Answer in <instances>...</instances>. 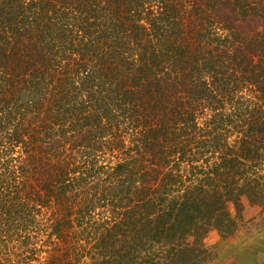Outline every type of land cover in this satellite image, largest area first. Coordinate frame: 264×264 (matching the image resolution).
<instances>
[{
  "label": "trees",
  "instance_id": "trees-1",
  "mask_svg": "<svg viewBox=\"0 0 264 264\" xmlns=\"http://www.w3.org/2000/svg\"><path fill=\"white\" fill-rule=\"evenodd\" d=\"M244 198L264 0H0V264H209Z\"/></svg>",
  "mask_w": 264,
  "mask_h": 264
},
{
  "label": "rangeland",
  "instance_id": "rangeland-1",
  "mask_svg": "<svg viewBox=\"0 0 264 264\" xmlns=\"http://www.w3.org/2000/svg\"><path fill=\"white\" fill-rule=\"evenodd\" d=\"M243 202L244 211L233 236L222 238L214 230L206 237V244L217 252L209 264H264V216L261 207L250 204L247 198ZM231 209L235 213L234 208Z\"/></svg>",
  "mask_w": 264,
  "mask_h": 264
}]
</instances>
